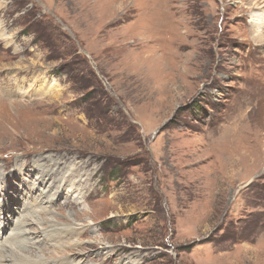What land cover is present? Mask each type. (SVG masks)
Returning a JSON list of instances; mask_svg holds the SVG:
<instances>
[{
  "label": "rangeland",
  "instance_id": "obj_1",
  "mask_svg": "<svg viewBox=\"0 0 264 264\" xmlns=\"http://www.w3.org/2000/svg\"><path fill=\"white\" fill-rule=\"evenodd\" d=\"M0 109V253L264 264V0H0Z\"/></svg>",
  "mask_w": 264,
  "mask_h": 264
},
{
  "label": "bare ground",
  "instance_id": "obj_2",
  "mask_svg": "<svg viewBox=\"0 0 264 264\" xmlns=\"http://www.w3.org/2000/svg\"><path fill=\"white\" fill-rule=\"evenodd\" d=\"M260 17V16H259ZM256 20V19H255ZM32 89V88H31ZM2 109H0L1 111ZM46 202L48 203H51L52 202V199L51 198H47ZM55 227V226H54ZM69 228V227H68ZM59 229V228H58ZM58 231V230H57ZM56 231V232H57ZM19 233V231L17 232L16 230L12 233H10V238H5L4 239V242H9L10 244V249L12 250V245H13V239L18 236L17 234ZM54 233V232H53ZM61 233H65L64 235H70L71 232L70 231H60V232H57L56 235L53 237V240H55V238L57 236H62L60 235ZM48 236V235H46ZM52 236V235H51ZM25 239V238H24ZM59 239V238H57ZM9 240V241H8ZM18 249V248H17ZM17 254V253H16ZM18 257H15L13 256L12 254H8L7 252L6 253H0V264H45V262L41 261V257L39 256H36L35 258L34 257H31V258H27V257H24V256H21L19 254H17ZM66 264V263H65Z\"/></svg>",
  "mask_w": 264,
  "mask_h": 264
}]
</instances>
